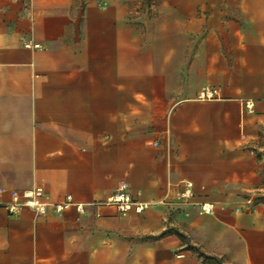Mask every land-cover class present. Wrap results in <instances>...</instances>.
I'll return each instance as SVG.
<instances>
[{"label": "crops", "instance_id": "crops-1", "mask_svg": "<svg viewBox=\"0 0 264 264\" xmlns=\"http://www.w3.org/2000/svg\"><path fill=\"white\" fill-rule=\"evenodd\" d=\"M168 2L145 40L123 0H0V188L84 209L0 207V264H212L182 233L218 258L243 242L245 264H264V218L235 210L264 183V0ZM205 86L217 99H197ZM120 182L144 212L96 205Z\"/></svg>", "mask_w": 264, "mask_h": 264}, {"label": "built area", "instance_id": "built-area-1", "mask_svg": "<svg viewBox=\"0 0 264 264\" xmlns=\"http://www.w3.org/2000/svg\"><path fill=\"white\" fill-rule=\"evenodd\" d=\"M26 49H38L39 45L28 40L24 43ZM218 97V90L211 86L203 87L197 96L200 101H213ZM248 109L252 105L247 106ZM194 190L190 183H184L182 189L177 195V200L181 203H188L194 198ZM7 198L3 201V198ZM97 206L114 208L119 214L125 215L129 212L141 214L148 208V203L135 199L128 185L120 182L116 190L105 200L96 203ZM0 207L3 208L10 216L19 214L23 209H29L38 215H44L50 209L56 215H61L70 208H74L78 214H83L84 209L80 204H75L72 196L66 195L60 203L50 204L46 198V193L42 187H35L22 192L8 191L0 188ZM198 212L201 215H212L214 206L210 203H199Z\"/></svg>", "mask_w": 264, "mask_h": 264}, {"label": "rangeland", "instance_id": "rangeland-1", "mask_svg": "<svg viewBox=\"0 0 264 264\" xmlns=\"http://www.w3.org/2000/svg\"><path fill=\"white\" fill-rule=\"evenodd\" d=\"M128 4V24L129 32L134 38L151 39L152 34L155 31L156 24L162 17L164 21L171 17L174 13L173 6L166 0L165 4L161 8V15L159 18H150L142 9H139V4L137 0H123ZM77 5L81 8L84 6L97 3H103V0H76ZM163 21V22H164ZM259 138L255 141L254 156L258 162L262 165V171H264V130L259 134ZM247 201H243L241 206L235 210L241 214H250L257 217L264 218V183L260 186V190L252 191L247 196ZM181 239L184 244H187V248L191 249L197 256H199L202 261L212 263V264H245L246 261V251L244 243L241 242L234 243L230 240L228 243V248L224 249V253L218 258L210 254H204L203 250L198 247V245H190L194 241V237L191 234H180ZM229 239H227L228 241ZM194 243V242H193Z\"/></svg>", "mask_w": 264, "mask_h": 264}, {"label": "trees", "instance_id": "trees-1", "mask_svg": "<svg viewBox=\"0 0 264 264\" xmlns=\"http://www.w3.org/2000/svg\"><path fill=\"white\" fill-rule=\"evenodd\" d=\"M137 2L142 12H145L150 18H156L158 9L165 0H137Z\"/></svg>", "mask_w": 264, "mask_h": 264}]
</instances>
